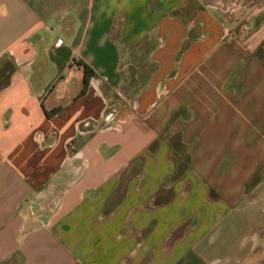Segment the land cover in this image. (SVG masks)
<instances>
[{
    "label": "crops",
    "instance_id": "1",
    "mask_svg": "<svg viewBox=\"0 0 264 264\" xmlns=\"http://www.w3.org/2000/svg\"><path fill=\"white\" fill-rule=\"evenodd\" d=\"M238 1L0 0V264H192L244 222L264 0ZM108 104L121 129L78 131ZM179 132L197 139L180 176Z\"/></svg>",
    "mask_w": 264,
    "mask_h": 264
},
{
    "label": "rangeland",
    "instance_id": "2",
    "mask_svg": "<svg viewBox=\"0 0 264 264\" xmlns=\"http://www.w3.org/2000/svg\"><path fill=\"white\" fill-rule=\"evenodd\" d=\"M147 51L146 47L130 51L135 58L132 64V77H136L141 69L139 66L144 65L139 64L137 58L145 56ZM4 65L0 70V86L6 82L7 72L10 70L8 63ZM145 69L148 70V66H145L143 70ZM134 77L130 83L131 89L141 84V81L134 80ZM196 145V138L190 143H184L180 132L173 136V152L180 168L186 166ZM167 196L168 194H164L163 199ZM240 211L244 222L237 223L236 230L232 232L224 231L215 239H204L205 253L196 254L192 264H264V162L257 165L254 173L246 181L244 201ZM252 233H255L256 238L253 249L250 251ZM237 258L239 261L235 263Z\"/></svg>",
    "mask_w": 264,
    "mask_h": 264
},
{
    "label": "built area",
    "instance_id": "3",
    "mask_svg": "<svg viewBox=\"0 0 264 264\" xmlns=\"http://www.w3.org/2000/svg\"><path fill=\"white\" fill-rule=\"evenodd\" d=\"M244 4L238 0H233L232 6L229 9L241 10L244 8ZM123 124V119L119 116V111L117 106L114 104H108L104 111L102 118H84L78 123V131L80 133H88L95 130L102 129H121Z\"/></svg>",
    "mask_w": 264,
    "mask_h": 264
},
{
    "label": "trees",
    "instance_id": "4",
    "mask_svg": "<svg viewBox=\"0 0 264 264\" xmlns=\"http://www.w3.org/2000/svg\"><path fill=\"white\" fill-rule=\"evenodd\" d=\"M81 63L83 64L84 66V69H85V78H84V81H85V85H87V83L89 82V78L90 76L94 73L93 69L84 61H81ZM186 166L189 164V161L186 162ZM183 167V168H180L179 165H178V176H180L182 174V172L184 171V169L186 168ZM180 169V170H179Z\"/></svg>",
    "mask_w": 264,
    "mask_h": 264
}]
</instances>
